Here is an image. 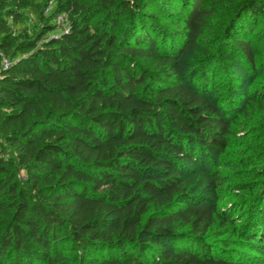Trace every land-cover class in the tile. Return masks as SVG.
Listing matches in <instances>:
<instances>
[{
    "label": "trees",
    "instance_id": "obj_1",
    "mask_svg": "<svg viewBox=\"0 0 264 264\" xmlns=\"http://www.w3.org/2000/svg\"><path fill=\"white\" fill-rule=\"evenodd\" d=\"M260 35L264 0H0V264H264Z\"/></svg>",
    "mask_w": 264,
    "mask_h": 264
},
{
    "label": "rangeland",
    "instance_id": "obj_2",
    "mask_svg": "<svg viewBox=\"0 0 264 264\" xmlns=\"http://www.w3.org/2000/svg\"><path fill=\"white\" fill-rule=\"evenodd\" d=\"M214 22V19L212 20ZM213 23H210V26L208 27V30L205 32L204 36L200 39L201 41L197 46H195L191 52L187 53L185 56V59L183 60L182 68L183 71H189L193 70L195 66V62L197 60H200L201 58H204V56L208 55L209 53L214 50V46L216 44V31L213 25ZM26 26L33 27L32 25V17L30 15L27 16V20L25 23ZM67 26V25H65ZM257 42H256V55H258V59L260 60V66H258L257 69V74H243L244 76L242 78V87L240 88L239 91H241L242 95L244 92H250L253 91L257 86H259L260 83L264 80V35L257 36ZM264 122V119H263ZM264 128V126H262ZM259 135V134H258ZM256 135V136H258ZM260 136V135H259ZM261 140V147L264 146V131H262V134L260 136ZM259 146V145H258ZM239 152L232 149L231 152L229 153V156L225 159V170L229 172L231 169H235V163L239 157ZM196 174L195 176L191 179L192 184L196 182L198 179L197 177L200 175L199 170H195ZM200 191V192H197ZM196 191L197 193H201V188H198ZM232 201V198L229 197V199H226L225 202H230Z\"/></svg>",
    "mask_w": 264,
    "mask_h": 264
},
{
    "label": "built area",
    "instance_id": "obj_3",
    "mask_svg": "<svg viewBox=\"0 0 264 264\" xmlns=\"http://www.w3.org/2000/svg\"><path fill=\"white\" fill-rule=\"evenodd\" d=\"M47 12L51 10V3L50 5L46 8ZM56 24L58 25L59 31H67L68 30V25H67V16L66 15H58L55 20ZM67 25V26H65ZM6 65L8 64L7 61H5Z\"/></svg>",
    "mask_w": 264,
    "mask_h": 264
}]
</instances>
